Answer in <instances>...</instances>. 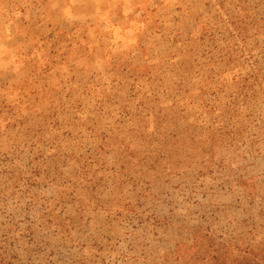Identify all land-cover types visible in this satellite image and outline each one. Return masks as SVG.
I'll use <instances>...</instances> for the list:
<instances>
[{"label": "rangeland", "instance_id": "374dc122", "mask_svg": "<svg viewBox=\"0 0 264 264\" xmlns=\"http://www.w3.org/2000/svg\"><path fill=\"white\" fill-rule=\"evenodd\" d=\"M263 242L264 0H0V264Z\"/></svg>", "mask_w": 264, "mask_h": 264}, {"label": "trees", "instance_id": "16d2710c", "mask_svg": "<svg viewBox=\"0 0 264 264\" xmlns=\"http://www.w3.org/2000/svg\"><path fill=\"white\" fill-rule=\"evenodd\" d=\"M223 245L209 246L206 250L198 248L197 245L186 248L181 246L176 253L178 261H185L190 253L196 251L195 263L198 264H227L225 259L227 255L232 257V252L237 250L236 255L239 258L234 259L232 264H264V242L259 244L258 249H241L239 246ZM218 252H221L220 254Z\"/></svg>", "mask_w": 264, "mask_h": 264}]
</instances>
